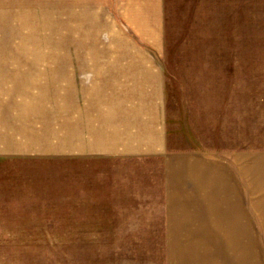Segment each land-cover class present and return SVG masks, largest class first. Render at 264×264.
<instances>
[{
  "label": "rangeland",
  "instance_id": "obj_1",
  "mask_svg": "<svg viewBox=\"0 0 264 264\" xmlns=\"http://www.w3.org/2000/svg\"><path fill=\"white\" fill-rule=\"evenodd\" d=\"M108 6L0 0V60L53 61L60 71L62 59L109 58L110 44L123 39L108 27ZM166 10L170 151L264 154V0H166ZM250 180L240 178L249 215L240 223V264H264V219L251 211ZM164 193L150 160L0 159V264H222L213 261L220 245L174 243Z\"/></svg>",
  "mask_w": 264,
  "mask_h": 264
},
{
  "label": "crops",
  "instance_id": "obj_2",
  "mask_svg": "<svg viewBox=\"0 0 264 264\" xmlns=\"http://www.w3.org/2000/svg\"><path fill=\"white\" fill-rule=\"evenodd\" d=\"M104 1L108 27L123 39L110 44L109 58L62 59L60 71L53 61L27 62L50 64L33 67L0 60V159L155 162L174 243L220 245L213 261L240 264V223L249 220L240 178L251 179V211L264 219V183L254 185L264 180V154L242 159L240 152L221 157L170 151L161 58L166 0Z\"/></svg>",
  "mask_w": 264,
  "mask_h": 264
},
{
  "label": "trees",
  "instance_id": "obj_3",
  "mask_svg": "<svg viewBox=\"0 0 264 264\" xmlns=\"http://www.w3.org/2000/svg\"><path fill=\"white\" fill-rule=\"evenodd\" d=\"M168 17H167V10H166V17L165 20L167 21ZM165 42H166V48H169V42H168V29H166V23H165ZM166 70V69H165ZM167 74V73H166Z\"/></svg>",
  "mask_w": 264,
  "mask_h": 264
}]
</instances>
